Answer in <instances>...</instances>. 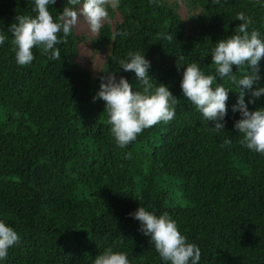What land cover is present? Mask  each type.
Returning <instances> with one entry per match:
<instances>
[{
  "label": "trees",
  "instance_id": "16d2710c",
  "mask_svg": "<svg viewBox=\"0 0 264 264\" xmlns=\"http://www.w3.org/2000/svg\"><path fill=\"white\" fill-rule=\"evenodd\" d=\"M65 6L68 0L48 7L55 18ZM33 8L34 0H0V34L7 37L0 44V221L20 238L0 264H93L107 247L126 253L129 264H164L129 215L140 205L167 212L200 248L199 264H264V154L240 143V113L232 111L239 88L216 74L211 56L242 23L237 13L251 17L249 31L264 40V0H120L109 9L115 33L105 23L90 39L108 51L96 74L80 63L86 35L74 29L56 46L59 59L34 48L32 63H16L8 26L18 15L35 16ZM130 51L145 55L153 84L167 85L179 103L170 122L121 148L104 101L93 97L108 72L142 91L135 73L119 68ZM189 63L216 76L213 87L231 89L221 132L183 95ZM233 71L239 77L245 69ZM248 100L246 92L249 110L264 107V95ZM225 139L231 143L221 147Z\"/></svg>",
  "mask_w": 264,
  "mask_h": 264
},
{
  "label": "clouds",
  "instance_id": "9594fccd",
  "mask_svg": "<svg viewBox=\"0 0 264 264\" xmlns=\"http://www.w3.org/2000/svg\"><path fill=\"white\" fill-rule=\"evenodd\" d=\"M55 3L56 0H34L33 11L36 15H18L8 26L12 51L18 65L32 63L34 48L50 60L59 59L61 53L56 46L67 43V37L80 15L97 36L105 23L111 24L113 34L116 31V21H111L109 9L116 10L120 0H68L70 6L63 7L54 18L48 6ZM77 5L80 6L78 10L73 7ZM236 19L242 23L237 25L235 34L216 42L211 54L212 63L221 79L227 77L239 88L232 111L240 113V118L234 123V128L242 137L240 143L253 152L264 154V107L249 110L245 102L246 92L249 94L248 103H255L264 95V86H258L261 79L260 62L264 60V40L260 38L258 30L249 31L253 23L251 17L241 12L237 13ZM117 35L124 37L127 32H118ZM6 38L5 34H0V44ZM165 38L172 40L170 35ZM118 64L124 72L135 73L142 91L133 90L132 84L124 76L117 79L115 72H108L100 77L101 83L93 100L104 101L111 134L116 144L124 148L135 141L143 130L160 122H170L176 115L179 100L167 85L153 84L155 79L149 75L151 62L144 54L130 51L127 58L120 59ZM234 65L236 69H245L239 77L234 74ZM215 80L216 76L206 75L196 63H189L183 70L180 87L184 97L214 125L213 130L221 132L226 123V102L231 89H226L220 83L213 87ZM230 143V139H225L221 147ZM129 215L140 222L139 231L150 238L164 264H199L200 248L181 234L176 221L167 212L158 216L140 205ZM19 239L12 227L0 221V260L7 258L9 248L18 243ZM93 264H129V260L126 253L107 247L94 258Z\"/></svg>",
  "mask_w": 264,
  "mask_h": 264
},
{
  "label": "rangeland",
  "instance_id": "374dc122",
  "mask_svg": "<svg viewBox=\"0 0 264 264\" xmlns=\"http://www.w3.org/2000/svg\"><path fill=\"white\" fill-rule=\"evenodd\" d=\"M184 13V10H182L183 16L185 15ZM114 21H116V19L112 20V22ZM73 29L77 34L86 35V40L81 42L78 47L80 63L82 66L92 70L93 73H96V71L102 66L104 62L107 49L101 48L100 51H97L95 46L91 43L90 39L95 38L97 35L91 32L86 20L82 15L78 16L77 24L73 26Z\"/></svg>",
  "mask_w": 264,
  "mask_h": 264
}]
</instances>
